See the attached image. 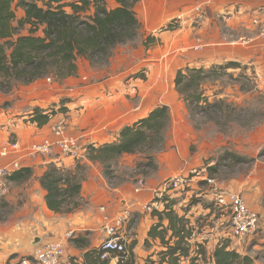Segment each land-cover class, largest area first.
Segmentation results:
<instances>
[{
  "label": "crops",
  "instance_id": "0c3cea01",
  "mask_svg": "<svg viewBox=\"0 0 264 264\" xmlns=\"http://www.w3.org/2000/svg\"><path fill=\"white\" fill-rule=\"evenodd\" d=\"M106 3L109 9L119 5L117 0H106ZM134 9L140 22L137 36L117 45L102 67L92 66L86 58H79L75 75L51 81L49 77L40 78L26 86L21 98L8 103V107L0 101V143L13 136L10 139H19L21 151L26 152L33 142L50 134L49 128L54 121L66 115L68 132L80 139L85 150L83 161L63 157L55 150L27 157L21 169L30 168L31 175L20 181L8 179L9 192L4 199L20 209L19 216L0 221V264H7L10 257L16 255L11 260L13 263L51 242L64 243L63 264H85L86 254L98 251L105 238L103 226L107 218L117 215L125 202H148L160 182L185 168L182 165L186 159L188 167L196 166L218 146L211 142L193 153L189 150L190 138L198 137L200 131L193 127L187 102L175 84L180 70L210 68L236 61L249 72L253 71L264 85V37L258 34L253 21L264 16V0H139ZM179 14H183L181 23L174 21ZM196 45L201 48L196 49ZM161 105L170 107L171 129L182 127L181 135L186 138L183 144L186 141L187 144L181 147L165 136L162 150L153 153L155 167L150 178H144L147 186L136 193L138 178L144 177L139 166L131 163L138 153L124 154L111 162L112 174H117L115 165L118 163L130 171L114 183L112 177L107 176L105 165L89 159L88 147L118 140L125 126L145 118ZM37 107L46 112L53 109L58 112L47 124L39 126L31 120V112ZM62 112H66L65 115L59 114ZM16 114L30 118L22 122L13 117L12 121ZM11 158L0 156V165H6ZM57 162L72 174L83 169L79 176L82 180L79 201L83 203L80 201L81 205L73 211H55L47 203L43 176L50 164ZM245 198L264 220V174L257 175L250 183L249 196ZM165 207L164 203L153 212L138 208L125 227L136 264L160 259L158 248L163 245L160 238L150 235V230L160 222L157 212ZM174 209L194 228L191 210L185 212L176 206ZM168 225L169 220L164 219L160 229ZM69 232H72L71 237H67ZM171 233L168 230L166 237ZM193 233L190 243L194 237L198 238L194 230Z\"/></svg>",
  "mask_w": 264,
  "mask_h": 264
},
{
  "label": "trees",
  "instance_id": "16d2710c",
  "mask_svg": "<svg viewBox=\"0 0 264 264\" xmlns=\"http://www.w3.org/2000/svg\"><path fill=\"white\" fill-rule=\"evenodd\" d=\"M117 1L119 5L109 9L106 0H0V90L11 91L17 85L28 86L50 76L55 79L73 76L77 73L79 58H86L91 63L108 61L114 48L134 39L140 27L134 9L139 0ZM17 10L24 11V16L18 18ZM228 68L241 69L245 75L248 71L246 66L236 61L210 68H187L178 72L175 84L187 104L201 107L199 114H204L206 109V112L213 109L205 107L212 105L211 101L204 99L207 79L218 69ZM57 112L54 109L46 112L37 107L31 112V120L42 126ZM170 124V107L158 106L145 118L125 126L118 140L90 145L89 159L105 165L108 176L112 174L111 162L124 154L141 153L147 147L151 151L160 149ZM153 156V153L148 154V165L153 164ZM226 159L235 162L247 160L231 151L225 152L222 160ZM220 165L218 160L208 169L211 171ZM60 167L57 163L50 164L43 176V185L47 190L49 208L69 212L81 205L82 180L77 174ZM30 175V168H20L12 171L9 178L20 181ZM173 204L172 201L163 211L157 212L160 222L151 228L150 235L160 238L164 248L159 252V260L149 259L146 264H185V260H188L187 264H198L200 254L192 255V243L189 241L194 228L185 216L177 213ZM164 219L169 220V225L160 229ZM168 230L172 231L170 237H166ZM230 243L228 239L218 243L213 252L214 264L255 262L249 254L231 248ZM128 249L129 257L121 264H136L132 245ZM199 252L204 255L206 250ZM15 256L12 255L7 264H17L11 263ZM85 264L110 263L101 259L96 249L86 254Z\"/></svg>",
  "mask_w": 264,
  "mask_h": 264
},
{
  "label": "rangeland",
  "instance_id": "374dc122",
  "mask_svg": "<svg viewBox=\"0 0 264 264\" xmlns=\"http://www.w3.org/2000/svg\"><path fill=\"white\" fill-rule=\"evenodd\" d=\"M17 14L18 18H21L24 16V11L17 10ZM176 22L178 23V21ZM23 32L25 31L23 30ZM92 64V66L95 67H102L105 63L98 62ZM246 72L247 74L245 75L241 69L233 70L232 68H228L222 70L218 69V72L211 74V77L207 79L208 88L206 89V97L204 99H206V102H212V105L205 106L206 108L211 106L213 108L212 111L206 112V109L204 114H199L200 109H202L201 107H192L187 104L189 105V107L187 106L190 113V115H188L190 116L189 119L193 123V127L200 131L198 137L190 138L191 141L188 142V144H190L189 150L193 153L194 150L198 151V149H202V147L206 148V145L211 142L218 143V146L196 166L188 167L190 164L186 159L185 164L182 165V167L185 168H181L176 174L180 172L184 174L194 167L206 165H210L211 167L220 160L221 165L209 171L211 176L214 177L217 182L224 183L227 189L238 191L243 195L249 196L250 183L255 181L257 175L263 176L264 174V154H262L264 149V85L260 83L259 78L253 71ZM50 78L51 80L54 79L52 76H50ZM27 87L17 85L11 91L0 90V101H3L4 105L8 107V103H13L15 99L21 98V94L26 91L25 89ZM32 88L33 87L30 86V89ZM29 92L33 95L32 90ZM3 96L5 97V101L3 100ZM181 97H183L182 94ZM60 104H62V102ZM65 113L66 112H62L59 114L65 115ZM17 115L18 114L12 116V121H14L13 117H16L22 122H26L30 118L24 117L23 114ZM65 119L69 122L68 117ZM12 121L11 124L13 125ZM171 124L169 125L170 129L169 127L166 129L164 137L166 136L168 139L171 138L172 141L174 140L179 143L181 147H184L187 141L183 144L186 138L181 135L182 127H173L171 129ZM10 137L13 136H9V138ZM161 148L156 151H151L152 149L147 147L143 152L138 153L131 161L135 166H139L140 173L144 175V177L142 175L141 177L150 178L155 164L148 165V154L159 152L162 150ZM226 151L234 152L245 157L247 160L244 162H235L233 159L222 160ZM76 161L83 160L79 159ZM153 161L155 160L153 159ZM57 164L61 166V170L68 171L61 162H57ZM115 166V170L118 171L117 174L108 175V177H112V182L114 183L119 182L123 175L130 174V171L125 168L123 169L119 163ZM82 170L83 169L78 170V176H81ZM131 174L133 175L134 173L131 172ZM113 175H115V178ZM172 175L175 174H171L168 177ZM162 182H160V184ZM145 186H147L146 181ZM157 187H155V189ZM213 193L214 185H208L204 181H195L191 182V184L184 189L171 192L169 196L166 197L167 201L165 205L173 201V208L176 206L185 212L191 210L190 215L194 223V232L198 237H194L191 241L192 255L196 256L200 254L197 263L214 264L213 252L216 246L219 242L228 239L231 242V248L238 249L242 254H249L254 258L255 262L253 264H264L263 224L253 236L246 237L242 240L235 238L230 232V212L227 208L217 204ZM198 202L200 203L197 204ZM125 203L121 209H124ZM19 209V206L13 203L11 204L5 199L0 200V221H6L10 216H19ZM261 221L264 223L263 218H261ZM161 249L163 250V246L160 247L159 245L158 251H161ZM203 249L206 250L204 255L199 252ZM186 261L185 264L188 263V260ZM18 262L19 259H16L13 263L18 264Z\"/></svg>",
  "mask_w": 264,
  "mask_h": 264
},
{
  "label": "built area",
  "instance_id": "2783aa9c",
  "mask_svg": "<svg viewBox=\"0 0 264 264\" xmlns=\"http://www.w3.org/2000/svg\"><path fill=\"white\" fill-rule=\"evenodd\" d=\"M183 14L175 18V22H182ZM258 27V34L264 37V16H258L254 20ZM197 46V45H196ZM200 49L201 46H197ZM48 80H51L49 77ZM63 116L50 125V134L41 141L33 142L26 152L21 151L22 142L19 139L4 138L0 143V156L12 157L6 165H0V200L9 192L8 179L12 171L20 169L27 157L38 154H49L58 151L63 157L75 160L85 157V150L79 138L68 132V122ZM210 165L194 167L183 174L172 175L166 178L152 192V198L148 202H126L124 209L110 218H107L103 226L105 238L98 246L100 258L108 260L110 264H121L129 257L128 241L125 227L130 223L138 208L146 212H153L166 203V197L173 191L184 189L195 181H204L208 185H214V198L218 205L227 208L230 212L231 235L240 240L253 236L262 227L261 214L252 209L243 194L229 190L224 183L217 182L209 172ZM145 188V180L139 177L134 191L140 193ZM72 232L67 233L71 237ZM65 245L62 242H51L37 247L31 255L23 256L18 264H63L65 258Z\"/></svg>",
  "mask_w": 264,
  "mask_h": 264
}]
</instances>
